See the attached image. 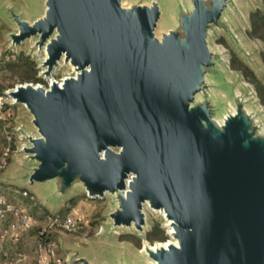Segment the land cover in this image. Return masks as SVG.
<instances>
[{"label":"water","instance_id":"water-1","mask_svg":"<svg viewBox=\"0 0 264 264\" xmlns=\"http://www.w3.org/2000/svg\"><path fill=\"white\" fill-rule=\"evenodd\" d=\"M254 1L41 0L29 18L0 0L9 48L31 43L48 79L3 90L28 118L1 182L49 213L108 198L99 239H142L140 254L108 245L90 259L61 238L67 264H264V117L215 43L254 60L238 24ZM147 209L170 239L146 240Z\"/></svg>","mask_w":264,"mask_h":264},{"label":"rangeland","instance_id":"rangeland-1","mask_svg":"<svg viewBox=\"0 0 264 264\" xmlns=\"http://www.w3.org/2000/svg\"><path fill=\"white\" fill-rule=\"evenodd\" d=\"M4 1L11 4L15 10L24 13L23 15L29 18H33L42 9L41 0H4ZM257 5H259L260 7L264 6V0L254 1L252 7L258 8ZM248 11L251 10L249 9ZM167 24H170V20L168 14L165 12L161 19V26ZM238 24L244 30L243 37H244L245 45H247L251 50H254L255 53L254 60L250 61L248 66L255 73L257 78L264 84V64L261 59V54L264 52V43L248 35L250 25H245L239 20H238ZM2 26L3 23L1 21L0 29L2 28ZM215 43L217 45H221L224 49H226L228 53V64L232 74L236 76L238 80H240L253 92L255 99L254 105L256 106V108L262 110V114L264 117V104L261 102L254 85L251 82H249L241 74V72L234 70L231 67L230 61L233 55L242 62L244 59L238 54V52L232 47V45L227 41V39L222 34H219V37L215 41ZM35 51L36 50L32 47L31 43H26L23 46L13 49L9 48V43L6 40V36L0 30V58L5 57V59H9L22 54L24 56L29 57L32 61H34L36 67V63H38L40 59L43 58V54L36 56ZM243 63L245 64V62ZM69 73H70L69 66L59 67L54 70L53 78L56 80H60ZM37 75H38V70H37ZM12 81L13 80L10 78V73L8 71L0 70V85L3 90L10 88L8 87V85ZM38 83L46 85L48 83V79L40 78ZM10 109L12 113V118L9 119L8 121H10L13 125L19 122L24 124L27 122V118H28L27 113L21 106H11ZM3 125H4L3 120L0 119L1 136L3 135ZM1 154L2 152L0 151V156ZM14 164L15 161L13 159V154L11 153L9 163L7 164V166L4 169H0V184L6 185L1 182V177L3 176V173L6 170V168L9 172L14 167ZM73 199H76L75 203L73 204V206L70 207L68 212L72 213L78 219L82 228L75 233H61L60 238L57 235L56 239L58 241L59 239L62 238L67 246L75 247L80 253L85 254L90 259H94L96 258L97 255H101L102 253H108V251H110L109 250L110 247L117 248L120 250L126 249L134 254H140L142 248V239L136 237L131 232L120 231L119 234L115 236L114 240L107 242L110 247L104 244L103 243L104 241L102 242V240L99 239V235H97V233L100 227L105 223H107L108 221L106 217L108 209L110 207V201L108 198L89 199L84 195L77 194L74 196ZM70 201H68L65 204V206ZM44 209L47 211V213H49V211L46 208ZM40 212H43V210H41ZM147 213L149 218V222H148L149 230L146 232V236H145L146 240L151 244H153L155 242H163L166 241L167 239H170L171 237L166 235L167 232L166 229L164 228V221L159 217V215L157 213L152 212L149 209H147ZM155 227H158L161 233H163V237H164L163 239L161 238H155L154 240L148 239V233L153 231ZM126 236H133L135 239L139 241V244H137L135 240L128 238ZM24 240H25L24 248L21 251L22 255L24 256V260L22 264H37V260L34 253V248H35L34 237H30V235H26L24 237ZM60 252L64 254V252L61 249Z\"/></svg>","mask_w":264,"mask_h":264},{"label":"trees","instance_id":"trees-1","mask_svg":"<svg viewBox=\"0 0 264 264\" xmlns=\"http://www.w3.org/2000/svg\"><path fill=\"white\" fill-rule=\"evenodd\" d=\"M250 28L248 35L252 38H256L264 43V6L262 8H257L250 12L249 14ZM261 59L264 64V52L261 54ZM231 67L234 70L241 72V74L251 82L256 92L264 104V84L257 78L255 73L242 61L237 59L234 55L231 57L230 61ZM0 70H5L10 73V78L13 80L9 83L8 87L14 86L16 83L23 82H33L36 83L39 81L37 78V69L35 67L34 61L29 57L24 55H17L15 57L5 59L0 58ZM0 90H3L0 85ZM6 146V139L4 135H0V151L3 152L4 147ZM0 194H3L6 199L16 205H25L30 209V212L34 215L36 223L33 227L27 232L26 235L34 237V240L38 238V229L44 221L47 211L36 201L31 200L30 196H24L23 191L9 185L0 184ZM76 199L70 201L59 213L64 215L68 213V210L75 203ZM43 210V212H40ZM12 220L10 213L5 214V218L0 219V231L7 226V224ZM25 235V236H26ZM24 236V237H25ZM24 237L16 242H13L9 239H0V264H4L7 260H12L16 255L21 254V251L24 248ZM136 241L139 244V241L133 236H126ZM155 238L163 239V233H161L158 227H155L153 231L148 233V239L154 240ZM35 246V245H34ZM35 253V248H34ZM23 263V262H22ZM20 263V264H22Z\"/></svg>","mask_w":264,"mask_h":264},{"label":"built area","instance_id":"built-area-1","mask_svg":"<svg viewBox=\"0 0 264 264\" xmlns=\"http://www.w3.org/2000/svg\"><path fill=\"white\" fill-rule=\"evenodd\" d=\"M9 98L0 90V119L3 120V135L6 139V146L0 156V169H4L9 163L10 155L15 149V127L9 119L12 118ZM24 196H30L31 200H36L33 195L23 191ZM10 213L12 220L0 231V239H9L13 242L21 240L36 223L34 215L25 205H16L0 194V219L5 218V214ZM82 226L78 219L70 212L64 215L60 213H47L44 221L38 229V238L35 241V257L37 264H67L66 258L60 252V245L56 236L61 233L78 232ZM24 260L21 254L16 255L12 260H7L4 264H20Z\"/></svg>","mask_w":264,"mask_h":264}]
</instances>
